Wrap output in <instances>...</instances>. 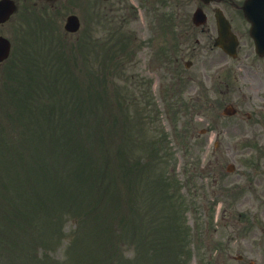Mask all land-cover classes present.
<instances>
[{
	"label": "rangeland",
	"instance_id": "374dc122",
	"mask_svg": "<svg viewBox=\"0 0 264 264\" xmlns=\"http://www.w3.org/2000/svg\"><path fill=\"white\" fill-rule=\"evenodd\" d=\"M64 1L62 15L82 12L86 20L81 38H68L65 47V54L74 67L65 81L68 104L55 99L47 105L42 99L31 105L21 104L23 111L18 113L15 108L10 110L16 113L13 117L17 121H36L32 128L34 136L29 135L28 141L22 140V133L27 131L22 130L21 125H11L14 119L5 116L6 123L0 128V264H180L177 249L186 244L185 232L193 228L196 240L193 250L187 247L185 264H264V154L261 157L258 150L264 146V133L258 136L262 126L255 124L256 117L253 116L251 124L240 123L239 128H235L236 122L222 126L219 121L221 127L217 132L221 133V147L216 153L205 149V144L201 147L199 141L187 146L184 140L174 141L167 136V141L160 145L166 153L153 156L148 162L145 144L149 146V141L161 140L159 128L168 133L169 126H177L184 117L178 115L168 123L162 105L154 98L151 104H156L158 117L153 120V127L157 125L158 131L150 136L147 133L152 125L147 120L152 106L145 107L140 119L139 102L151 95L149 92L158 78L162 81L165 78L155 70L161 68L163 62L154 53V69L149 71L152 57L143 44L148 38L144 11L134 8L132 11L137 10V13H130L134 20L120 23L139 41L135 59L125 56L115 46L117 63L113 62V70L101 80L108 85L101 98L103 104L99 99L90 103L88 85L86 90L80 83L75 85L71 76L79 79L77 71L84 62L87 65L94 42L102 43L106 22L98 25L90 19V14L94 18L96 13H93L95 6L89 2L83 7L76 6L75 0ZM122 2L111 0L105 5L108 9H122ZM179 2L188 5L190 0ZM127 5L131 6L130 0ZM103 8L102 5L95 7L100 11ZM150 10L148 7L151 15ZM164 11L165 7L161 10L159 6L157 14ZM17 25L18 22L12 23L7 28L12 30ZM30 38L21 41L20 46L31 48L36 38ZM40 41L35 44L39 46ZM247 46L242 48L240 61L227 60V65L257 67L254 61L250 64L251 59L244 61L246 51L252 52ZM20 50L22 61H26L30 53H36L29 48ZM61 60L59 58V63ZM208 60H215V56ZM82 78L85 80L84 74ZM250 79L259 81L254 77L244 80L250 82ZM29 81L30 78L25 82ZM19 86L20 91H29L27 83ZM120 102L130 105L124 107ZM73 106L80 110L75 111L76 117H72ZM200 111L216 120L213 109L202 107ZM251 111L247 104L242 108L245 117ZM68 113L65 127L46 128ZM262 119L264 123L263 115ZM90 121L92 130L83 134L84 125L80 122ZM198 126L202 128L204 124ZM67 127L73 133L83 134L80 151L69 152L63 148L62 137L66 136L63 132ZM16 132L21 133L20 142L15 140ZM92 133L98 135V143ZM168 134L171 136V132ZM241 134L253 135L250 143L254 146L243 145L234 153L228 147L229 142L233 145L231 139ZM204 135L202 140L207 143L209 136ZM4 138L10 140L8 150L1 148L6 144L1 142ZM134 142H139V147ZM7 151L10 152L6 154ZM12 154V159H8L6 155ZM168 163L173 168L176 187L171 195L168 194L171 183L161 178L162 167ZM206 163H209L207 171L201 173ZM232 163L236 169L229 173L227 167ZM157 164H160L158 171L154 168ZM97 177L103 183H97ZM43 178H46L44 183ZM177 214L183 217L182 222H177ZM159 222L163 231L161 237L157 234ZM15 225L23 226L22 234ZM191 241L192 238L189 243Z\"/></svg>",
	"mask_w": 264,
	"mask_h": 264
},
{
	"label": "flooded vegetation",
	"instance_id": "af4514ba",
	"mask_svg": "<svg viewBox=\"0 0 264 264\" xmlns=\"http://www.w3.org/2000/svg\"><path fill=\"white\" fill-rule=\"evenodd\" d=\"M244 0H220V2L206 3L204 0H194L193 4L189 5L186 9L188 12H184L183 21L185 22L181 28L182 34L177 41H173L171 48H176L179 52L181 59H176V68L185 64L187 70H192L193 73L187 74V78L197 81L200 84L202 90L205 89L206 81L210 79V70L206 66L208 54L211 52L221 51L220 48L215 46V42L218 38V25L216 20L217 8H222L227 11L226 16L232 27V30L242 39V35L248 29V24L243 18V14L239 10ZM204 10L207 16V21L204 25H198L201 21L197 18L196 21L193 18L195 11ZM192 17H191V12ZM2 25H0V37H1ZM223 52L216 53L215 59L218 61L220 55ZM185 58H189L185 61ZM217 61H213L216 63ZM189 63V64H188ZM189 65V66H188ZM194 75H198L197 79H194ZM228 95H223L225 100ZM218 128V127H217ZM229 128V127H228ZM239 128V124L235 126Z\"/></svg>",
	"mask_w": 264,
	"mask_h": 264
},
{
	"label": "trees",
	"instance_id": "16d2710c",
	"mask_svg": "<svg viewBox=\"0 0 264 264\" xmlns=\"http://www.w3.org/2000/svg\"><path fill=\"white\" fill-rule=\"evenodd\" d=\"M67 66H69V64ZM51 87L54 90L58 89V88L53 87V86H51ZM60 95H61V99L63 100V101L61 100L62 103L63 104H68V101H67V98L65 97V94L64 93L63 94L61 93ZM73 108H74V110L72 111V114H73V117H74V115L76 114L75 111H78V109L75 110V107L74 106H73ZM67 115H69V113L65 115V119L63 120L64 126H66L68 124ZM22 127H24V126H22ZM66 129H67L66 130V136L64 137V135H63V137H62V139H63V148L65 149V151H70V152L73 151L74 149L78 150L81 147V142H79L75 146L72 145L74 141L75 142L78 141L76 139L77 138V132L76 133H73L72 130L69 127H67ZM92 181H93V179L91 178V184H92Z\"/></svg>",
	"mask_w": 264,
	"mask_h": 264
},
{
	"label": "water",
	"instance_id": "95a60500",
	"mask_svg": "<svg viewBox=\"0 0 264 264\" xmlns=\"http://www.w3.org/2000/svg\"><path fill=\"white\" fill-rule=\"evenodd\" d=\"M246 12H247V15H248V19L256 26V28H258L260 26L259 22L257 23L255 18H254V21H253V19L249 15L250 12H248V10ZM256 12H257V10H256ZM255 26H254V28H255ZM78 27H79L78 20L75 17L69 18V22H68L67 28L69 30L75 31V30L78 29ZM256 37H257V39H259V36H256ZM261 42H262V45H264V40L263 39H262ZM8 49H9V47L6 44V42H3V44L0 47V54L2 56V59H5L8 56Z\"/></svg>",
	"mask_w": 264,
	"mask_h": 264
}]
</instances>
